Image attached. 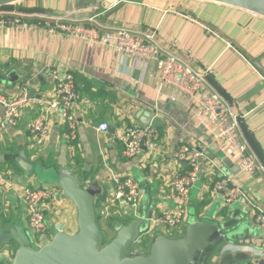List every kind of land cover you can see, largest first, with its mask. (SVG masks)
Listing matches in <instances>:
<instances>
[{
    "label": "crops",
    "instance_id": "obj_1",
    "mask_svg": "<svg viewBox=\"0 0 264 264\" xmlns=\"http://www.w3.org/2000/svg\"><path fill=\"white\" fill-rule=\"evenodd\" d=\"M29 1L0 9V20L19 16L32 22L29 29L0 26V92L13 99L21 93L22 86L29 83L31 96L49 98L56 87L54 74L61 78L73 74L81 95L75 110L79 134L73 152L63 138L65 126L55 125L47 144L39 150L30 129L41 116V110L36 106L23 107L16 127L0 128V175L3 180L16 186L45 188L47 184L32 174L36 165L42 169L55 167L58 171L69 169L78 175L84 174L86 186L95 183L101 188L102 193L95 199L97 218L107 234L115 236L116 225H129L134 217L131 208L119 206L109 222L102 220L100 208L113 192L110 172L137 180L143 195L149 198L141 215L143 210L146 215L151 210L153 216L157 215L160 210L173 207L170 183L187 169L186 163L175 160L174 151L184 144L208 151L211 145L204 139L208 136L218 144L219 152L213 159L201 161L189 202V207L194 209L192 224L241 220L242 232L233 239L234 243L224 244L222 255L211 264H256L264 260V229L255 223L258 212L264 210V171L245 174L235 168L236 163L232 162L229 167L221 161L223 155L214 124L205 115L198 114V105L171 104L167 90L158 93L159 74L154 63L124 58L109 47L77 36L50 32L36 21L45 17L47 20L84 22L86 26L96 23L103 31L108 28L153 30L165 50L177 44V53L196 70H211L210 81L231 103L232 111L240 118L251 153L264 164V75L240 50L264 66V17L200 0H120L115 8L110 4L116 0L92 1L85 7H69L66 1L58 5L52 1L43 4L42 0H35L34 5L27 4ZM37 7L41 10L29 13L26 10ZM18 70H21L18 81L14 82L12 75L9 82L8 76ZM32 90H35L34 95ZM4 112L0 105V122ZM141 112L151 113L164 123L158 128V143L163 148L165 160L154 158L145 149L135 159L129 160L123 155L119 136L128 127L143 126ZM103 122L114 126L115 134L109 130L99 135L94 130ZM22 160L33 166L31 172L25 170ZM211 162L219 167L216 170L232 176L238 185L251 190L253 206L244 200L226 206L222 197L211 194L213 183L218 179ZM58 198L56 205L52 202L43 209L47 219L50 216L49 232L31 237L25 204L14 189L1 182L0 237L13 232L28 237L33 245L41 248L54 238L59 225L66 234H76L78 210L64 196ZM190 220L191 217L187 218L181 236ZM8 246L3 264L13 261L17 243H8Z\"/></svg>",
    "mask_w": 264,
    "mask_h": 264
},
{
    "label": "built area",
    "instance_id": "obj_2",
    "mask_svg": "<svg viewBox=\"0 0 264 264\" xmlns=\"http://www.w3.org/2000/svg\"><path fill=\"white\" fill-rule=\"evenodd\" d=\"M119 4L120 0H116L110 4V7L115 8ZM40 19L44 22L37 25L44 26L50 32L77 36L88 42L109 47L124 58L130 57L144 63H154L159 74V84L156 88L158 93L161 94L167 90L168 101L171 104L184 102L198 105V114L205 115L217 129V141L220 143L223 158L236 163L240 172L245 174L255 175L260 170L264 171V164L250 151L249 143L242 132L239 116L234 114L231 103L210 81L211 70H196L190 62L177 53V44L173 43L170 49L165 50L160 44L156 31L153 30L108 28L103 31L99 24L94 22V26H86L84 22L78 21L47 20L45 17ZM0 26L22 29L32 27L19 16L1 19ZM54 80L56 87L49 98L31 96L29 83L22 86L21 93L13 99H8L0 92V105L5 110L0 128L4 130L8 127H16L22 116V108L28 105L36 106L40 108L41 116L34 121L30 129L31 135L35 138L36 147L41 150L47 144L55 125L65 126L63 138L72 146L74 152L79 134V122L75 110L81 95L77 90L73 74L61 78L55 73ZM94 130L99 135L106 134L110 126L103 122ZM159 139L160 131L152 124L128 127L119 136L124 147L123 155L129 160L137 158L144 149L154 158L162 157L161 159L165 160L163 148L158 143ZM173 156L175 160L186 163L187 169L183 175L175 177L170 183V199L173 207H167L160 210L159 214L152 216L149 220L150 226L137 237L134 245L139 246L140 249L135 247L133 251L141 255H145L141 248L145 241L144 237L150 236L153 240L157 229H163L165 233L172 231H180L181 235L184 233L190 197L198 180L201 161L208 159L205 149L199 151L198 148L187 144L176 149ZM211 168L219 169L214 162H211ZM216 171L218 179L211 188L212 195L222 197L226 206H231L240 200L252 205L250 189L238 185L232 176ZM110 174L113 192L105 205L100 208L99 214L102 220L105 223L109 222L114 209L119 206L131 208L134 218L142 217L140 198L144 192L140 183L132 177H124L112 171ZM1 182L14 189L19 199L25 204L29 227L35 236L47 234V217L43 209L52 202L56 205L58 197L63 196L62 191L58 188L50 190L16 186L3 180L2 175H0ZM255 223L264 229V210L258 212ZM3 256L4 252L0 250V264H3Z\"/></svg>",
    "mask_w": 264,
    "mask_h": 264
},
{
    "label": "water",
    "instance_id": "obj_3",
    "mask_svg": "<svg viewBox=\"0 0 264 264\" xmlns=\"http://www.w3.org/2000/svg\"><path fill=\"white\" fill-rule=\"evenodd\" d=\"M22 1L25 0H0V8ZM200 1L240 8L264 17V0ZM240 50L264 75L262 63L249 56L243 49ZM20 72L21 70H18L16 74L8 76L9 82L13 76L14 82L18 81ZM31 94L34 95L35 90H32ZM139 117L142 125L152 124L156 128L164 125L151 113L141 112ZM110 130L115 134L114 126H110ZM204 139L211 145L208 151L205 150V155L208 159H213L219 152V146L208 136H204ZM198 150L203 151L202 148ZM22 161L25 170L31 172L33 166ZM221 161L229 167L232 166L228 158H222ZM235 168L240 170L238 165ZM54 170L58 173L57 188L78 210L79 230L74 235H68L63 226L59 225L54 238L39 249L32 246L28 237L6 232L0 237V242L4 240L17 243L12 264H211L222 255L224 244L234 243L233 239L244 229L241 220L229 223L209 220L195 222L188 226L187 232L180 238L156 236L152 240L150 255H141L134 252L132 247L139 234L146 230L144 225L152 218V210L149 215L133 219L129 225H119L120 227L115 229V237L106 243V237L97 220L95 199L102 193L99 185L93 183L86 186L84 174L78 175L69 169ZM255 263L264 264V260Z\"/></svg>",
    "mask_w": 264,
    "mask_h": 264
},
{
    "label": "rangeland",
    "instance_id": "obj_4",
    "mask_svg": "<svg viewBox=\"0 0 264 264\" xmlns=\"http://www.w3.org/2000/svg\"><path fill=\"white\" fill-rule=\"evenodd\" d=\"M25 1H27V0H25ZM48 1L55 2L56 5L60 4V2L66 1L67 6H69V7H72V6H75V7H78V6L79 7H85V6H87V4H91L92 1H103V0H42L41 2L44 4V3L48 2ZM35 2H36L35 0H30L27 4L34 5ZM58 8H56V9H58ZM222 155H223V153L221 152V156ZM54 168L55 167L50 168V169L49 168L42 169L40 166L36 165V167L34 168L32 174L37 175L45 184H47L45 188H48L50 190H54L55 188L57 189V184L59 182L58 173L54 170ZM25 186H27V185H24L23 187H25ZM56 202H59V198L56 200ZM148 202H149L148 196L147 195H142L141 198H140L141 208H143V209L146 208L147 205H148ZM193 212H194V209L188 207V210H187V218L191 217L190 224H192V221H193L192 216H191V215H193L192 214ZM142 214H143L142 216H146L145 210L142 211ZM49 217L47 219L48 230L51 229V226H50L51 224H50ZM119 225H116V229H118L120 227ZM149 226H150V222L149 221L145 222L144 227L147 229ZM101 228H103V227L101 226ZM48 232L49 231H47V233ZM104 232H105L104 235L107 238L106 243L111 242V240L115 237L114 234L113 235L112 234L111 235H108L107 234V230L106 231L104 230ZM155 233H156V236H160V237H172V238H180V237H182L180 231H172L170 233H165V231L163 229H157L155 231ZM29 234H30L31 237H34L35 236V234L33 233V231H32L31 228L29 230ZM144 240H145L144 241V244L141 245L142 251H143V253L145 255H150V250H151V246H152L150 242L152 241V239L150 238V236H146V237H144ZM32 246L34 248H36V249H39L38 246H35L33 244H32ZM8 247L9 246H8V242L7 241L2 240L0 242V250L1 251H3V252L6 251ZM135 247L136 248L137 247L139 248V246H135V245L132 248H135ZM11 263L12 262H10L9 264H11Z\"/></svg>",
    "mask_w": 264,
    "mask_h": 264
},
{
    "label": "trees",
    "instance_id": "obj_5",
    "mask_svg": "<svg viewBox=\"0 0 264 264\" xmlns=\"http://www.w3.org/2000/svg\"><path fill=\"white\" fill-rule=\"evenodd\" d=\"M8 7H10V6H5V7H2V8H0V9H8ZM27 11H28V13L30 12V11H32V12H35V11H38V10H41V8L39 9L38 7L37 8H30V9H26ZM32 14H34V13H32ZM23 21H25V20H23ZM36 21H39L38 23H40V22H44L43 20H36ZM25 22H27V21H25ZM30 24H32V22H29ZM160 130V129H159ZM97 220H98V218H97ZM98 224H99V221H98ZM99 226H100V224H99ZM100 228H101V226H100ZM101 230H102V232L105 234V232H104V229L103 228H101ZM106 231V230H105ZM106 241H107V238H106Z\"/></svg>",
    "mask_w": 264,
    "mask_h": 264
}]
</instances>
